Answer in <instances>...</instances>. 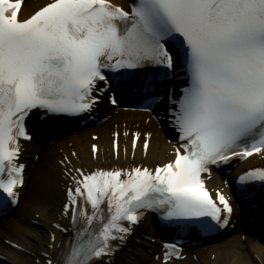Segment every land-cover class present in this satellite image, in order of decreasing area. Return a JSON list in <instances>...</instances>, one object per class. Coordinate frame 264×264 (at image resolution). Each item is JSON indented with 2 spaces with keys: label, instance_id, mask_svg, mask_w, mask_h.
Masks as SVG:
<instances>
[{
  "label": "snow or ice",
  "instance_id": "obj_1",
  "mask_svg": "<svg viewBox=\"0 0 264 264\" xmlns=\"http://www.w3.org/2000/svg\"><path fill=\"white\" fill-rule=\"evenodd\" d=\"M22 2L0 0V194L12 203L25 182L21 141L32 139L34 111L90 112L112 81L126 77L146 78L147 90L182 67L187 81L178 96L169 94L177 133L170 162L85 171L61 161L71 181L63 214L73 232L56 264H111L129 225L149 211L181 230L227 225L229 198L213 195L202 174L234 157H264V0H48L21 19ZM140 139L135 133L133 154ZM255 182L264 183V169L244 172L241 192ZM7 202L0 196V206ZM163 249L160 264L182 258L175 243Z\"/></svg>",
  "mask_w": 264,
  "mask_h": 264
},
{
  "label": "bare ground",
  "instance_id": "obj_2",
  "mask_svg": "<svg viewBox=\"0 0 264 264\" xmlns=\"http://www.w3.org/2000/svg\"><path fill=\"white\" fill-rule=\"evenodd\" d=\"M33 1L26 0L22 8L24 17L33 12L39 3L45 0ZM117 2L123 3V0H117ZM100 111H104V109L101 108ZM119 115L134 121V125H137L139 130L124 129L125 132L131 133L130 138L121 136L122 134L118 135L119 156L117 158L113 156L114 135L110 137L109 132H104V137L101 134V138L99 136L94 139V135L98 133L97 128L72 133L56 140L44 149L38 146L34 140L32 143H25L21 161L27 162L33 168L22 187L23 197L14 214L0 222V255L3 257L0 258V264H46L49 258H55L63 235L53 227V223L65 221L62 215V207L66 199L65 188L68 178L65 177V167L61 164L65 157L71 161L72 165L83 167L88 171L95 168H129L138 164L155 167L161 166L171 158L168 151L172 149L170 138L173 135L169 128L162 126V122L158 124L150 115V119H147L149 122L140 124L142 116L140 112H121ZM115 117L108 118L107 121L115 119ZM33 121L34 117L31 116L29 126L33 125ZM141 128L148 129L151 134L147 154L143 149L145 135L140 131ZM135 133H140L141 139L138 140L134 158L131 159L130 153L133 152L132 136ZM93 145H97L99 148L97 154L92 151ZM109 145L110 149L108 148ZM45 152H47V156L44 155ZM37 153H39V159L36 162ZM263 159L264 157L257 155L241 164L238 170L252 167ZM25 185H27V189L24 190ZM210 185L221 187L229 193L219 175H215ZM247 210H249L248 207ZM33 219L38 220L40 225L30 224L29 222ZM52 235L55 237L54 242L51 241ZM151 237L156 238V243L149 241ZM137 239L140 244L136 242ZM128 243L127 248L122 249L114 256L111 264H158L152 256L142 250L145 246L159 251L158 230L150 220H146L137 229ZM13 244L26 248L29 253L17 251L11 246ZM52 245H54L53 249H51ZM132 248L139 252H134ZM190 251L197 254L196 260L191 254L186 256L184 260H173L171 264H264V244L254 242L252 237L248 235H231L222 241ZM46 253L50 254V257H45Z\"/></svg>",
  "mask_w": 264,
  "mask_h": 264
},
{
  "label": "rangeland",
  "instance_id": "obj_3",
  "mask_svg": "<svg viewBox=\"0 0 264 264\" xmlns=\"http://www.w3.org/2000/svg\"><path fill=\"white\" fill-rule=\"evenodd\" d=\"M44 155L47 156V152H45ZM38 159H39V158H37V160H38ZM37 160H36V162H37ZM39 161H40V160H39ZM39 161H38V163H39ZM26 189H27V187H26Z\"/></svg>",
  "mask_w": 264,
  "mask_h": 264
}]
</instances>
